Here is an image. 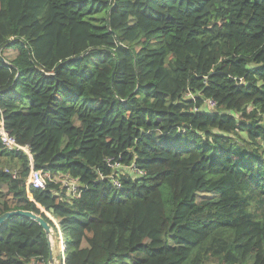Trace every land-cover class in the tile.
<instances>
[{
  "label": "trees",
  "instance_id": "16d2710c",
  "mask_svg": "<svg viewBox=\"0 0 264 264\" xmlns=\"http://www.w3.org/2000/svg\"><path fill=\"white\" fill-rule=\"evenodd\" d=\"M1 123L51 179L0 137V215L65 264H264V0H0ZM49 256L0 224V264Z\"/></svg>",
  "mask_w": 264,
  "mask_h": 264
},
{
  "label": "built area",
  "instance_id": "2783aa9c",
  "mask_svg": "<svg viewBox=\"0 0 264 264\" xmlns=\"http://www.w3.org/2000/svg\"><path fill=\"white\" fill-rule=\"evenodd\" d=\"M190 96H193L190 94ZM209 103L210 107L214 108L216 107V102L214 100H207ZM0 137L3 142V144L9 149V150H24L29 154V157L31 158L30 150L27 146H22L20 145L16 138L11 135L6 129L4 128V124L1 123L0 126ZM107 164L115 171L122 170L124 171L125 169H128L129 171L133 173H139L141 174L142 171L136 168L135 165L131 166H125L121 164L119 161H117L114 157H109L107 158ZM101 177H104L101 175ZM51 179V175L49 172H45L43 170L36 169L31 158V172L27 180V188L30 187H35V188H45L47 186V180ZM113 181L116 186L120 187V181L117 178H113ZM61 185L63 188H66L67 193L71 197H75L80 194V189H79V183L76 179L71 178L70 176H66L61 180ZM49 216V215H48ZM50 217V216H49ZM54 221V220H53ZM56 224V223H55ZM57 226V225H56ZM57 232L60 235V240L61 243L59 242L60 245V256L58 261L56 260L57 264H65V239L59 226H57Z\"/></svg>",
  "mask_w": 264,
  "mask_h": 264
},
{
  "label": "water",
  "instance_id": "95a60500",
  "mask_svg": "<svg viewBox=\"0 0 264 264\" xmlns=\"http://www.w3.org/2000/svg\"><path fill=\"white\" fill-rule=\"evenodd\" d=\"M2 60H6L5 57L2 56ZM13 215H20L24 217L31 218L35 221H37L39 224H41L47 233V236L49 238L50 242V256L48 259V264H56V258H57V251L59 250V241L57 238V231H55L52 227V225L41 215L29 211V210H13V211H7L0 215V224L4 223L9 217Z\"/></svg>",
  "mask_w": 264,
  "mask_h": 264
},
{
  "label": "rangeland",
  "instance_id": "374dc122",
  "mask_svg": "<svg viewBox=\"0 0 264 264\" xmlns=\"http://www.w3.org/2000/svg\"><path fill=\"white\" fill-rule=\"evenodd\" d=\"M18 54V52L14 49H8L6 50V52L4 53V57H6L8 60L13 59L16 55ZM201 198V196H200ZM50 215V214H48Z\"/></svg>",
  "mask_w": 264,
  "mask_h": 264
},
{
  "label": "crops",
  "instance_id": "0c3cea01",
  "mask_svg": "<svg viewBox=\"0 0 264 264\" xmlns=\"http://www.w3.org/2000/svg\"><path fill=\"white\" fill-rule=\"evenodd\" d=\"M48 214H50V213L47 212V215H48ZM49 216H50V218H51L52 220H54V222L56 223V225L59 226V228H60V225H59L58 220H57L55 217H53L51 214H50ZM56 234H57L58 241L61 243L59 233L57 232ZM63 239H64V238H63ZM58 249H59V250L57 251V258H56L57 261H58L59 256H60V245H59V248H58ZM56 264H57V263H56Z\"/></svg>",
  "mask_w": 264,
  "mask_h": 264
}]
</instances>
